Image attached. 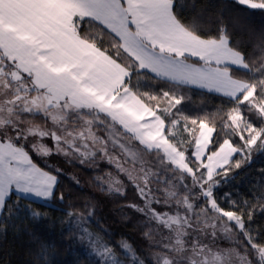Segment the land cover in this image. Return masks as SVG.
I'll return each mask as SVG.
<instances>
[{
    "label": "snow or ice",
    "instance_id": "snow-or-ice-1",
    "mask_svg": "<svg viewBox=\"0 0 264 264\" xmlns=\"http://www.w3.org/2000/svg\"><path fill=\"white\" fill-rule=\"evenodd\" d=\"M184 8L181 0H0V217L36 219L43 213L33 202L65 201V170L34 159L58 156L93 170L102 192L139 214L150 242L141 258L69 211L73 238L94 264H264V228L252 227L264 184L255 202L226 187L253 153L264 155V31L250 53L225 22L238 15L205 20ZM226 10L264 13V0H229ZM197 90L222 106L187 114V93ZM84 207L90 218L94 205Z\"/></svg>",
    "mask_w": 264,
    "mask_h": 264
},
{
    "label": "trees",
    "instance_id": "trees-1",
    "mask_svg": "<svg viewBox=\"0 0 264 264\" xmlns=\"http://www.w3.org/2000/svg\"><path fill=\"white\" fill-rule=\"evenodd\" d=\"M181 3L185 5L186 15L203 13L205 20L214 19L221 13L226 18L238 15L241 18L239 22L225 20L230 26L235 43L250 53L259 50L258 36L264 31V13L259 10L229 13L226 10L229 0H181ZM187 95L191 97V101L184 105V111L190 115L208 113L211 116L222 106L221 99L213 94L189 91ZM216 120L219 124V117ZM34 159L42 167L49 163L65 170L66 175L61 178L60 189L65 192L66 199L62 204L53 202L52 205L33 202L32 209L43 213L40 218L34 219L23 212L12 220L0 217V220H5L8 224L6 231L0 230V264H94V258L89 256L85 246L73 238L74 234H78L79 228L73 227L70 230L69 217L66 215L69 211L84 212L86 221L83 226L106 242L115 245L121 240H127L141 254V258L148 256L151 251L150 242L143 235L139 214L124 207V199L102 192L94 182L93 170L78 165L69 166L58 156H34ZM68 176L77 178L79 185L73 183ZM262 184L264 155L253 153L250 162L230 174V183L226 187L233 193L234 199L255 202L254 194L261 190ZM132 199L133 196L129 193L128 200ZM29 200H22L21 204L26 205ZM86 203L94 205L90 218L84 207ZM252 227L264 228V213L259 209L255 212ZM42 245L47 249L43 258L39 255Z\"/></svg>",
    "mask_w": 264,
    "mask_h": 264
},
{
    "label": "rangeland",
    "instance_id": "rangeland-1",
    "mask_svg": "<svg viewBox=\"0 0 264 264\" xmlns=\"http://www.w3.org/2000/svg\"><path fill=\"white\" fill-rule=\"evenodd\" d=\"M228 245H229V242L227 240H225V241L222 242V246H225L226 247Z\"/></svg>",
    "mask_w": 264,
    "mask_h": 264
},
{
    "label": "crops",
    "instance_id": "crops-1",
    "mask_svg": "<svg viewBox=\"0 0 264 264\" xmlns=\"http://www.w3.org/2000/svg\"><path fill=\"white\" fill-rule=\"evenodd\" d=\"M197 91H199V90H197ZM29 199H31V198H29ZM41 202V201H40Z\"/></svg>",
    "mask_w": 264,
    "mask_h": 264
}]
</instances>
